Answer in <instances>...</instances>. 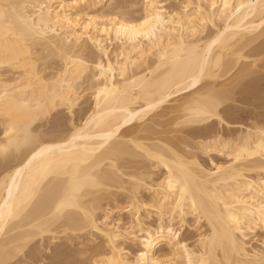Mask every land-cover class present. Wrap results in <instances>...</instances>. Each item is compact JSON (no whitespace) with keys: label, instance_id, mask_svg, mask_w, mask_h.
<instances>
[{"label":"bare ground","instance_id":"bare-ground-1","mask_svg":"<svg viewBox=\"0 0 264 264\" xmlns=\"http://www.w3.org/2000/svg\"><path fill=\"white\" fill-rule=\"evenodd\" d=\"M261 73L264 0H0V264H264Z\"/></svg>","mask_w":264,"mask_h":264},{"label":"rangeland","instance_id":"rangeland-1","mask_svg":"<svg viewBox=\"0 0 264 264\" xmlns=\"http://www.w3.org/2000/svg\"><path fill=\"white\" fill-rule=\"evenodd\" d=\"M262 74H263V73L259 74L258 78H259V77H260V78L257 79V81L254 82V85H253V82H252V81H251L252 83L250 82V84L253 85L252 87H254V88L259 87V88H260V91H262L261 95H260V93H259V94L257 95L258 98H257V97L255 98L257 101L254 100V97H253L252 95H251L252 97L250 96V93H247V94L244 93V95L246 94L245 96H246V99H247V100L245 101V99L242 98V97H243V94H242V93H239V94H242V95H239V94H236V95H235V96H236V97H235V100H236V98H237V100L234 102V104H236V106H237V105H238V106H242V107H240V108L243 109V110L246 109V107H247L246 110H248V109H250V108L253 107V109H251V110H254V111L258 112V113L261 112V114L264 113V107H263V106H264V105H263V102H264V101H262V99H264V98H263V96H264V92H263V90H264V89H263V88H264V85H262V84L264 83V80H263V79H264V75H262ZM261 75H262V76H261ZM259 80H260V81H259ZM255 83H256V84H255ZM250 84H247L248 87L245 85V87H246L247 89H249V88L251 87ZM256 85H257V87H255ZM262 86H263V87H262ZM261 87H262V90H261ZM250 89H251V88H250ZM241 96H242V97H241ZM249 96H250L251 98H249ZM238 97H240V98H238ZM244 98H245V97H244ZM248 98L250 99V101H248V100H249ZM252 98H253V99H252ZM259 98H260L261 100H259ZM241 99H243L244 101H242ZM240 100H241V101H240ZM253 100H254V102H253ZM244 102H245V103H246V102H250V103H252V104H250V103L244 104ZM255 102H256V103H255ZM260 102H262V103H260ZM241 103H242V104H241ZM253 103H254V104H253ZM255 104H258V106L256 105L257 107H256V106L254 107L253 105H255ZM259 104H262L263 106H262V105H259ZM243 107H245V108H243ZM256 108H257V109H256ZM255 109H256V110H255ZM257 110H258V111H257ZM62 113L64 114L65 111H63ZM63 114H62V115H63ZM64 116H66V115L64 114ZM263 118H264V117H263ZM46 125L48 126V125H50V123H49V124H46ZM46 125H45V127H47ZM259 236H261V237L264 236V235H262V232H261V231H257V236H256L257 239L259 238ZM254 239H255V238H254ZM254 239L251 241V245H253V247H256V248H259V249H261V250H264V245H263L262 242H261V241L263 240V238H262V240H256V239L254 240ZM42 248H43V247H41V252L43 253V252L45 251V250H44L45 248L43 249V251H42ZM46 252H47V251H46ZM46 252L43 253V254L45 255V257H46V255H47V253H48V252H47V253H46ZM48 255H49V253H48ZM27 260H28V259H27ZM46 260H48V262L51 261V259H50V260L48 259V256H47ZM46 260H45V261H46Z\"/></svg>","mask_w":264,"mask_h":264},{"label":"snow or ice","instance_id":"snow-or-ice-1","mask_svg":"<svg viewBox=\"0 0 264 264\" xmlns=\"http://www.w3.org/2000/svg\"><path fill=\"white\" fill-rule=\"evenodd\" d=\"M154 7H156V5H154ZM205 8L208 7V5H205L204 6ZM212 8H216V5L215 4H212L211 5ZM185 11H187V7H185ZM201 11H203V9H201ZM181 15H183V13H181ZM145 23H147V21H145ZM104 59L103 57V54H101V61ZM96 67L98 69H100L101 71H105V69L103 68L102 64H96ZM169 231L171 232L172 230L169 229ZM173 235H179V229L177 230V232L173 233ZM174 247H183V245L180 244V241L179 239H177L175 242H174Z\"/></svg>","mask_w":264,"mask_h":264}]
</instances>
